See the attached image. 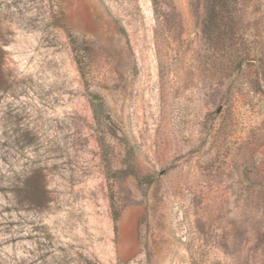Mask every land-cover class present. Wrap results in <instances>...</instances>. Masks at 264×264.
<instances>
[{"label": "rangeland", "instance_id": "rangeland-1", "mask_svg": "<svg viewBox=\"0 0 264 264\" xmlns=\"http://www.w3.org/2000/svg\"><path fill=\"white\" fill-rule=\"evenodd\" d=\"M0 264H264V0H0Z\"/></svg>", "mask_w": 264, "mask_h": 264}]
</instances>
